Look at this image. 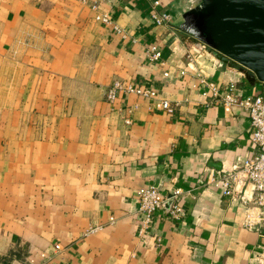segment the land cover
<instances>
[{
  "label": "crops",
  "instance_id": "obj_1",
  "mask_svg": "<svg viewBox=\"0 0 264 264\" xmlns=\"http://www.w3.org/2000/svg\"><path fill=\"white\" fill-rule=\"evenodd\" d=\"M151 1L0 0V264L38 262L56 243L50 264H264V229L244 227V203L211 182L257 152L249 115L203 95L197 74L241 96L264 82L194 32L184 14L199 0H160L163 26ZM116 79L154 87L174 111L127 92L109 101ZM153 185L183 191L180 220L169 201L153 216L160 243L138 235V190Z\"/></svg>",
  "mask_w": 264,
  "mask_h": 264
},
{
  "label": "built area",
  "instance_id": "obj_2",
  "mask_svg": "<svg viewBox=\"0 0 264 264\" xmlns=\"http://www.w3.org/2000/svg\"><path fill=\"white\" fill-rule=\"evenodd\" d=\"M79 1L85 2L86 0ZM160 6V0L151 1L150 17L156 26H163L171 21V14L161 9ZM92 9L95 11L94 18L97 21L106 26H113L116 31L122 32L120 26L110 15L100 10L97 2L92 4ZM146 56L151 62L160 61L162 52L158 43L147 45ZM196 63L199 65L198 61ZM197 77L198 85L204 88L203 95L209 94L212 98H217L226 110L237 107L249 115V136L252 142L256 144L257 152L246 158L241 166L233 165L230 171L223 175L220 174L218 177H212L211 182L220 186L223 194L240 199L245 205L244 227L260 231V229H264V93L241 96L233 83L220 88L216 82L208 79L202 68H199ZM122 92L132 93L154 101L160 110L173 112L175 109V105L171 104L169 100L160 98L157 89L146 84H138L133 80H114L107 90V98L114 102ZM136 107L135 105L133 108ZM133 108H130L129 111H132ZM125 121L130 124L131 118H126ZM233 183L251 184V195H239L233 187ZM182 194L181 188H176L167 194H161L159 188L154 185L140 188L138 190L140 202L138 212L141 217L138 218V235L140 237H153L160 243V237L152 231L153 216L158 209L164 206L165 202L169 201L168 216L173 220H180L183 216V208L180 203ZM111 221H114V217H111ZM101 227L102 225H93L85 230L84 235L87 236ZM62 248L60 243H56L52 252L40 251L41 260L37 262L31 258L30 264H50L53 257Z\"/></svg>",
  "mask_w": 264,
  "mask_h": 264
},
{
  "label": "water",
  "instance_id": "obj_3",
  "mask_svg": "<svg viewBox=\"0 0 264 264\" xmlns=\"http://www.w3.org/2000/svg\"><path fill=\"white\" fill-rule=\"evenodd\" d=\"M204 26L219 58L235 61L264 82V0H199L184 16Z\"/></svg>",
  "mask_w": 264,
  "mask_h": 264
},
{
  "label": "flooded vegetation",
  "instance_id": "obj_4",
  "mask_svg": "<svg viewBox=\"0 0 264 264\" xmlns=\"http://www.w3.org/2000/svg\"><path fill=\"white\" fill-rule=\"evenodd\" d=\"M190 15H192V14H190ZM190 22L191 23L189 25H193L194 26V28L192 27V29H194V32L198 36H199V33H200L202 35V36L201 35L200 36L202 37V39H204L206 37V35L204 33L205 29H203L204 26H201L200 24H194L191 19H190Z\"/></svg>",
  "mask_w": 264,
  "mask_h": 264
},
{
  "label": "rangeland",
  "instance_id": "obj_5",
  "mask_svg": "<svg viewBox=\"0 0 264 264\" xmlns=\"http://www.w3.org/2000/svg\"><path fill=\"white\" fill-rule=\"evenodd\" d=\"M210 48H211V47H210ZM211 49H212V52H213V53L219 54V52H218L216 49H214L213 47H212Z\"/></svg>",
  "mask_w": 264,
  "mask_h": 264
},
{
  "label": "trees",
  "instance_id": "obj_6",
  "mask_svg": "<svg viewBox=\"0 0 264 264\" xmlns=\"http://www.w3.org/2000/svg\"><path fill=\"white\" fill-rule=\"evenodd\" d=\"M5 258V257H4Z\"/></svg>",
  "mask_w": 264,
  "mask_h": 264
}]
</instances>
